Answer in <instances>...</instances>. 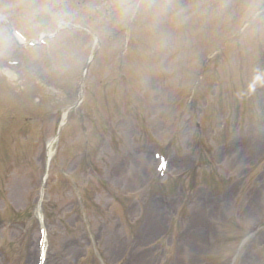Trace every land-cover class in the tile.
Wrapping results in <instances>:
<instances>
[{"label": "rangeland", "instance_id": "rangeland-1", "mask_svg": "<svg viewBox=\"0 0 264 264\" xmlns=\"http://www.w3.org/2000/svg\"><path fill=\"white\" fill-rule=\"evenodd\" d=\"M99 1L101 7L94 18L98 23L93 27L87 18L93 12L88 5H95V0H60L62 11L58 13L62 22L94 33L97 44L86 31L80 32L90 37L99 50L93 53L86 106L80 118L68 122L63 130L59 150L55 152L56 165L48 173V196L40 214L49 231L51 264L61 256L63 264L67 261V264H264V98L261 99L264 24L248 22L241 26L264 0H252L253 6L245 12H234L225 0H219V8L209 11L207 0H169L172 8L181 9L184 14V21L176 23L170 20L159 0H141L136 22L126 36L137 41L144 52L140 50L141 55L148 58L139 62L140 55L137 58L128 50L123 67L119 63L122 43L110 37L112 28L118 23L120 27L121 21L119 16L116 20L111 18L113 8L105 4L114 0ZM28 3L30 13L35 14L45 9L50 12L51 5L57 2L28 0ZM11 14L34 37L37 30L30 31L27 27L33 26L31 18L23 15L28 13ZM52 16L51 29L58 17ZM235 35H241L239 42ZM61 37L54 41L57 43L49 51V60L60 53L63 45L69 47ZM231 37L234 38L230 40ZM74 46L78 50H72L80 57L73 61V70L64 73L65 78L73 71L76 78L79 65L89 56L80 50L79 44ZM217 52L229 64L222 70L218 67L223 60L213 59ZM204 65L208 74L219 76L221 70L224 72L221 76L234 75L229 81L224 78L227 85L234 86L226 95L233 99L238 95L239 101L242 97L247 104L251 100L253 109L248 108L247 115L234 112L231 107L212 108L213 113L208 115V110H203L206 95L202 92L193 101L198 109L194 105L186 108L189 88ZM125 77L130 78L132 86H125ZM241 80L251 95L241 93L243 87L237 84ZM28 84L41 93L45 108L51 103H63V93L39 87L30 79ZM1 101L0 118L3 117ZM12 101L13 98L9 113L17 117L23 111ZM29 101L34 107L31 98ZM224 102L230 103L227 99ZM87 113L96 128L107 127L105 132L95 129L103 134L105 142L97 148L98 157L88 165L99 171L104 187L93 192L99 213L86 196L87 181L94 187L98 185L92 181L91 169L75 174L81 152L85 150L84 140L88 139L79 128L83 125L87 133L91 129L89 120L84 118ZM53 119L48 115L43 124L37 125L38 132L34 131L37 126H33L25 137L12 128L1 132L7 146L4 157L8 158L3 165L5 171L0 170L1 216L16 210L27 212L33 207L32 185L40 178L45 147L54 135L45 134L54 130ZM108 131L112 133L111 140L106 135ZM90 139L92 150L96 140L91 135ZM167 143L173 152L172 160L180 158L183 163L172 162L166 178L159 181L150 154L145 150ZM189 156L212 164L211 172L221 183L219 191L205 186L211 172H202L196 163H188ZM165 185H174V189L164 190ZM211 193L219 194L220 208L203 206L200 216L193 217L196 208L202 207V197L208 199ZM161 194L172 198L170 207H159V200L154 197ZM188 199L194 200L187 204ZM35 220L31 218L30 231L25 235L9 227L0 231V264H34ZM258 221L262 225L256 228ZM204 230L211 231L216 238L215 247H206ZM188 234L197 240L192 252ZM133 240L138 241L137 249L128 251Z\"/></svg>", "mask_w": 264, "mask_h": 264}, {"label": "bare ground", "instance_id": "bare-ground-1", "mask_svg": "<svg viewBox=\"0 0 264 264\" xmlns=\"http://www.w3.org/2000/svg\"><path fill=\"white\" fill-rule=\"evenodd\" d=\"M192 228H193V225H192V227H190V230L192 231ZM194 235H190L188 238H187V240H188V243H189V245H190V247H191V250H192V247H194V244H195V239H194V237H193Z\"/></svg>", "mask_w": 264, "mask_h": 264}]
</instances>
